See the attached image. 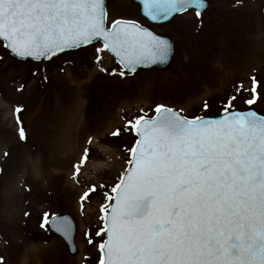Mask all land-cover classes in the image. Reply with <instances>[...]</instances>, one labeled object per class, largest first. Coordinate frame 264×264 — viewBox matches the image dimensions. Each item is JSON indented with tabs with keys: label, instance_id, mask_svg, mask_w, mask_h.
Here are the masks:
<instances>
[{
	"label": "rangeland",
	"instance_id": "obj_1",
	"mask_svg": "<svg viewBox=\"0 0 264 264\" xmlns=\"http://www.w3.org/2000/svg\"><path fill=\"white\" fill-rule=\"evenodd\" d=\"M206 1L203 15L187 12L151 27L173 43L162 70L101 74L91 61L95 45L20 63L0 42V264H100L101 217L129 161L138 116L157 108L191 119L230 110L264 114V0ZM136 6L106 0L107 24L123 18L146 25ZM92 137L109 152L89 147ZM80 156L112 166H91L74 185ZM89 185L85 208L78 207ZM61 213L76 222L73 257L47 228Z\"/></svg>",
	"mask_w": 264,
	"mask_h": 264
},
{
	"label": "water",
	"instance_id": "obj_2",
	"mask_svg": "<svg viewBox=\"0 0 264 264\" xmlns=\"http://www.w3.org/2000/svg\"><path fill=\"white\" fill-rule=\"evenodd\" d=\"M104 1L0 0V39L10 54L39 61L99 40L129 72L163 69L171 43L132 23L107 31ZM134 1L152 23L207 7ZM134 131L106 217L102 264H264V116L233 111L191 121L162 109ZM48 225L75 255L71 216Z\"/></svg>",
	"mask_w": 264,
	"mask_h": 264
},
{
	"label": "bare ground",
	"instance_id": "obj_3",
	"mask_svg": "<svg viewBox=\"0 0 264 264\" xmlns=\"http://www.w3.org/2000/svg\"><path fill=\"white\" fill-rule=\"evenodd\" d=\"M109 57H107L106 55L100 53L98 56V65L100 66V68H106L109 65ZM98 140H96L95 137H92L89 143L90 147H94V148H98L100 149L102 152L101 153H108L109 151L107 150V148L103 145H100L99 143H97ZM112 160V159H111ZM79 161V160H78ZM78 161L75 165V169H76V173L78 174L77 177H80L83 174H86L88 172V168L91 166H95L94 169H106V168H111L112 163L109 162H95L94 164L89 162V160L83 162V163H79ZM78 178H73L72 181L75 182L77 181ZM87 211V209H86Z\"/></svg>",
	"mask_w": 264,
	"mask_h": 264
}]
</instances>
